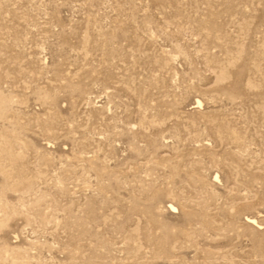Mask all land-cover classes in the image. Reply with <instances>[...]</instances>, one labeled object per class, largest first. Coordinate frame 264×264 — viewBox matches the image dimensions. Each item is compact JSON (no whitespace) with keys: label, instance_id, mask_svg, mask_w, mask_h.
<instances>
[{"label":"rangeland","instance_id":"rangeland-1","mask_svg":"<svg viewBox=\"0 0 264 264\" xmlns=\"http://www.w3.org/2000/svg\"><path fill=\"white\" fill-rule=\"evenodd\" d=\"M0 264H264V0H0Z\"/></svg>","mask_w":264,"mask_h":264}]
</instances>
